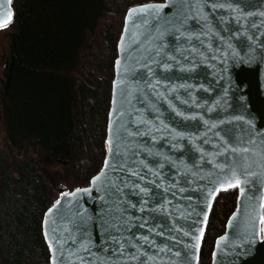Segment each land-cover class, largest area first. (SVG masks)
Returning <instances> with one entry per match:
<instances>
[{"label":"water","instance_id":"1","mask_svg":"<svg viewBox=\"0 0 264 264\" xmlns=\"http://www.w3.org/2000/svg\"><path fill=\"white\" fill-rule=\"evenodd\" d=\"M0 2L4 4L0 14L12 13L6 0ZM219 2L238 11L222 8L213 17L212 10L204 8L212 32L201 29L203 21L185 22L186 16L197 15L196 0H163L125 12L113 62L102 166L87 186L79 188H92L91 194L60 195L44 211L41 233L49 264L54 260L55 264H197L200 247L195 248L193 237L201 229L204 232V218L214 200L209 193L233 171L244 193L235 188V208L214 241L209 264H264V239L254 235L259 217L264 216V0ZM165 4L158 13L129 16L131 10ZM177 28L191 33V44L187 37L175 39ZM169 55L176 59L168 60ZM153 57L172 66L162 71L159 63L151 64L152 79L162 81L158 85L162 98L147 87L144 65ZM253 138L255 143H250ZM234 147H247L249 152L237 154L231 151ZM141 160L160 175L149 172ZM129 169H137L144 179L128 175ZM101 171L105 175L92 185ZM125 181L149 191L137 189L138 194L132 195ZM57 200H61L58 207ZM145 220V227H138ZM112 235L119 243L111 241ZM143 236L156 245L149 247ZM120 244L125 246L123 255L113 254ZM131 244L140 248L139 259H131L137 253ZM157 246L171 251L158 252ZM175 251L180 252L178 257Z\"/></svg>","mask_w":264,"mask_h":264},{"label":"trees","instance_id":"2","mask_svg":"<svg viewBox=\"0 0 264 264\" xmlns=\"http://www.w3.org/2000/svg\"><path fill=\"white\" fill-rule=\"evenodd\" d=\"M160 2L11 0V22L0 28V264H49L44 211L102 166L125 12ZM236 196L235 188L215 196L197 264L210 263Z\"/></svg>","mask_w":264,"mask_h":264},{"label":"snow or ice","instance_id":"3","mask_svg":"<svg viewBox=\"0 0 264 264\" xmlns=\"http://www.w3.org/2000/svg\"><path fill=\"white\" fill-rule=\"evenodd\" d=\"M184 3H187L189 2V0H183ZM197 2V15L196 16H186L185 17V22L187 21V19H195L196 22L198 24H200L201 21H203L202 24H200V27L201 29H207L208 32H212V25L209 24V16L207 13L204 12V8H210L212 10V15L213 17L215 16V13L216 11H218L219 9H225L227 11H231V12H236L238 11L236 8H233L232 4H227L225 5L224 3H221L219 2V0H196ZM6 3L9 5L10 7V4H11V0H6ZM4 4L3 2H0V7H3ZM167 4L165 5H161V6H145V7H142L140 8L139 10H131L129 12V16L133 15L134 13H138V14H146V13H158L159 11L162 10L163 7H166ZM250 15V14H249ZM264 15V14H262ZM243 18V17H241ZM11 19H12V13L11 11H7L6 13H3V14H0V28L2 27H5L7 26L10 22H11ZM233 19H237L236 17H233ZM220 20L222 22H226V19L224 16H221L220 17ZM237 23H239V20L237 19ZM256 25L253 24V27H255ZM182 27V25H181ZM242 27V25H241ZM127 27H125V32H127ZM239 29H236V31H238ZM176 31L179 33L178 36H175V39L176 40H179L181 37H187V40L189 42V44H191V41H192V35L191 33L189 32H186V31H180V28H177ZM196 39H200V36L197 35L195 37ZM201 43H203V41L201 40ZM163 45H161L158 49H157V52H156V56H159L160 55V52L161 50L163 49ZM192 51H195L196 49L195 48H192L190 49ZM185 59H187L188 57H184ZM215 58V57H213ZM167 59L168 60H175L176 57L173 56V55H169L167 56ZM152 63H159L160 66H161V70L162 71H168V70H171V65L168 64V63H165L163 62L162 60H157L155 57L152 58V60L148 63V64H145L144 67L147 69V73H146V76H147V87L151 90H153V95L157 96V98H162L163 97V93L160 92V89L158 87V85H161L162 84V81L161 79H155L153 80L152 77L155 75V72L154 70L151 68V64ZM177 63H179V61H177ZM183 70V69H181ZM141 78H144L143 76ZM164 79H168L167 77H165ZM165 87H167V85H163ZM175 110V109H173ZM156 112H157V117H159V109H156ZM177 115H181V113L177 112ZM236 119H242V117H236ZM143 123L145 124H150L151 122L150 121H147V120H144L142 121ZM161 123H163L161 121ZM165 128L168 127V125H164ZM250 143H255V140L254 138L251 139L249 141ZM173 147H178L176 145H174ZM232 152L234 153H237V154H241V153H247L249 152V148L247 147H241V148H232L231 149ZM245 159H247V157H245ZM133 163H136L135 160H133ZM140 164L144 165L145 168H147V170L149 172H153V169L151 167H148L147 164H145V162L143 160L139 161ZM108 167V161H105V169H107ZM160 167H163V165H160ZM105 175V172L104 171H101L100 174H98L97 176H95L92 181H91V184L92 185H96L97 182H99L101 180V178ZM128 175H131V176H136L138 177L140 180H143L144 177L143 175H141V173L137 170V169H129V172H128ZM153 175L155 176H159L160 173L159 172H153ZM150 183H155V181H150ZM241 179L237 176L236 172L233 171L231 176H226L223 181L220 182L219 184V187L218 188H214L210 191L209 193V199L210 200H213L215 199V195L221 191V190H227L229 188H240L241 190V195H243L244 193V188L241 187ZM124 187H128L130 189H132V192L131 194L132 195H137V189H139V193H144V194H147L149 189L148 188H145V187H141L140 184H132L131 182H127L125 181L124 182ZM157 187H160L159 184H157ZM117 189L119 191H122V188H120L119 186H117ZM85 192L87 194H91L92 192V188H86V189H79L77 188L74 192H71V193H68V192H64V193H61V198L63 197H75L77 196L80 192ZM145 205L148 203L147 200H145L143 202ZM61 204V200H57L56 201V207L60 206ZM133 207H136L135 204H133ZM211 207V204H209V208ZM141 210H145L143 207H141ZM53 210L50 209L49 210V214L51 215V212ZM129 219H131V217H129ZM205 221L207 220V216H205ZM147 224V221L145 220L143 223L139 224L138 227L140 228H144L145 225ZM253 224H255V221H253ZM109 227H119L118 225H109ZM148 231H154V228H149ZM176 231H180L179 228L176 229ZM99 234V233H98ZM158 235H161L163 236V233H157ZM185 235H188V233H184ZM254 235L257 239H264V216H260L259 217V226L256 227V231L254 232ZM203 237V229L200 230V234L199 236H195L193 237V239H195L196 241V244H195V248L198 250L199 247H200V241ZM138 239H141L140 237H138ZM143 241L144 242H147L149 243V247H152L154 245H156V241L155 240H152L149 242V238L148 236H143L142 237ZM169 239H172L173 241H175L176 243H179L180 241L177 240L175 237H169ZM111 241L114 242V243H119L118 239L116 236L112 235L111 236ZM218 245H219V242H218ZM132 247H137V245L135 244H131ZM49 247L51 248L52 247V244L50 243L49 244ZM142 247V246H141ZM124 244H120L119 248H114L112 249V252L113 254H118V255H123L124 253ZM88 249L85 247L84 248V251H87ZM158 252H169L171 251L170 248H167L166 246L165 247H159L157 246V249H156ZM142 253H140V248L137 247V253H134V254H131V259H139V255H141ZM173 255L175 256H179L180 255V252L179 251H175L173 252ZM150 259H152V257H149ZM53 264H55V260L53 261Z\"/></svg>","mask_w":264,"mask_h":264},{"label":"rangeland","instance_id":"4","mask_svg":"<svg viewBox=\"0 0 264 264\" xmlns=\"http://www.w3.org/2000/svg\"><path fill=\"white\" fill-rule=\"evenodd\" d=\"M0 33L3 34V33H5V31H4L3 29H1V30H0ZM2 34H0V54H2V52H3V46H4L3 39H2V37H1ZM19 109H20V108L17 107L16 110H13V111L11 112V115H14V114L19 113V112H18ZM56 169H57L56 167H46V173L53 175V174H52V173H53L52 170H56ZM51 172H52V173H51ZM53 185H54L55 187L60 186V184H59L57 181H55Z\"/></svg>","mask_w":264,"mask_h":264}]
</instances>
